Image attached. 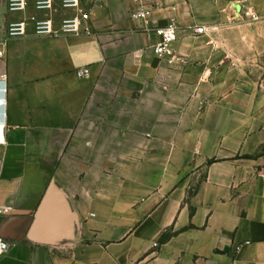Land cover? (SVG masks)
I'll use <instances>...</instances> for the list:
<instances>
[{
	"label": "crops",
	"instance_id": "crops-1",
	"mask_svg": "<svg viewBox=\"0 0 264 264\" xmlns=\"http://www.w3.org/2000/svg\"><path fill=\"white\" fill-rule=\"evenodd\" d=\"M6 3L0 264H264V93L212 31L264 0H82L93 35L58 38H7L35 11Z\"/></svg>",
	"mask_w": 264,
	"mask_h": 264
},
{
	"label": "built area",
	"instance_id": "built-area-1",
	"mask_svg": "<svg viewBox=\"0 0 264 264\" xmlns=\"http://www.w3.org/2000/svg\"><path fill=\"white\" fill-rule=\"evenodd\" d=\"M30 4L35 14L9 23L5 30L7 38L25 37L28 32L37 37L51 38L64 35H93L90 13L84 8L82 0H7L6 9L9 13L24 14ZM240 14L250 22L264 21V9L259 11L243 9ZM132 18L146 20L147 13L139 11L133 14ZM146 31L159 38V41L153 47L154 55L158 59H167L169 64L181 60L175 56L172 48L173 43L177 40V27L173 21L164 28L147 29ZM204 31L205 28L200 27L196 28L195 33L202 34ZM0 57H2L1 50ZM87 74L88 69H81L77 72L79 78H85ZM4 106L5 100L0 99V107ZM8 249V243L0 238V254Z\"/></svg>",
	"mask_w": 264,
	"mask_h": 264
},
{
	"label": "rangeland",
	"instance_id": "rangeland-1",
	"mask_svg": "<svg viewBox=\"0 0 264 264\" xmlns=\"http://www.w3.org/2000/svg\"><path fill=\"white\" fill-rule=\"evenodd\" d=\"M227 16L218 29L212 30L215 42L224 49L225 57L238 65L240 75L264 93V21L250 22L240 12L236 17ZM258 155L264 157V147Z\"/></svg>",
	"mask_w": 264,
	"mask_h": 264
},
{
	"label": "trees",
	"instance_id": "trees-1",
	"mask_svg": "<svg viewBox=\"0 0 264 264\" xmlns=\"http://www.w3.org/2000/svg\"><path fill=\"white\" fill-rule=\"evenodd\" d=\"M244 158H250L249 156H245ZM212 162H214V160H211V161H209L208 163H212ZM192 194L190 193L189 194V197L191 196ZM170 234H164L161 238H160V243H164V242H166L167 240H169V238H170Z\"/></svg>",
	"mask_w": 264,
	"mask_h": 264
},
{
	"label": "water",
	"instance_id": "water-1",
	"mask_svg": "<svg viewBox=\"0 0 264 264\" xmlns=\"http://www.w3.org/2000/svg\"><path fill=\"white\" fill-rule=\"evenodd\" d=\"M44 205V202L42 203V206ZM60 236H52V237H50V239H49V243H51L52 245H54V243H56V242H58V241H60Z\"/></svg>",
	"mask_w": 264,
	"mask_h": 264
}]
</instances>
